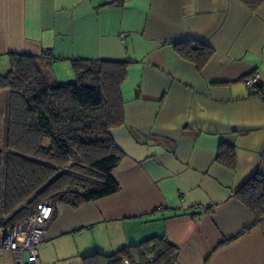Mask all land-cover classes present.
I'll return each instance as SVG.
<instances>
[{
  "label": "crops",
  "instance_id": "0c3cea01",
  "mask_svg": "<svg viewBox=\"0 0 264 264\" xmlns=\"http://www.w3.org/2000/svg\"><path fill=\"white\" fill-rule=\"evenodd\" d=\"M213 49L201 69L174 42ZM51 52L48 57L43 52ZM11 53L42 59L58 83L74 78L71 60L129 62L121 85L126 125L109 133L124 153L112 171L117 192L71 207L57 203L41 264H84L153 236L178 247L174 264H264V220L230 242L254 216L234 191L264 173V3L239 0H0V74ZM41 64V62H40ZM8 89L0 90L4 152ZM233 144L236 170L215 161ZM16 208L7 215V223ZM0 264H14L7 251Z\"/></svg>",
  "mask_w": 264,
  "mask_h": 264
},
{
  "label": "trees",
  "instance_id": "16d2710c",
  "mask_svg": "<svg viewBox=\"0 0 264 264\" xmlns=\"http://www.w3.org/2000/svg\"><path fill=\"white\" fill-rule=\"evenodd\" d=\"M250 10L264 0H239ZM184 60L201 69L213 49L198 41L171 43ZM50 55V54H49ZM10 68L0 74L8 89L4 152L0 146V216L24 219L36 204L50 198L78 207L120 188L112 175L124 153L110 129L126 125L121 85L129 62L109 59L71 60L74 78L58 83L42 68V59L11 53ZM43 56L48 54L43 52ZM41 62V64H40ZM252 94L264 93L260 84ZM215 161L236 170L233 144L221 142ZM254 220L224 245L264 220V173L256 170L233 193ZM178 247L166 236H153L114 253H93L84 264H174Z\"/></svg>",
  "mask_w": 264,
  "mask_h": 264
},
{
  "label": "built area",
  "instance_id": "2783aa9c",
  "mask_svg": "<svg viewBox=\"0 0 264 264\" xmlns=\"http://www.w3.org/2000/svg\"><path fill=\"white\" fill-rule=\"evenodd\" d=\"M45 54H51L49 50ZM259 73L255 72L244 78L246 86L253 91L259 83ZM259 96H261V93ZM257 94V95H258ZM56 203L50 198L36 204L27 217L13 224L7 223V215L0 216V255L11 252L14 264H41L38 246L46 238L49 225L54 217Z\"/></svg>",
  "mask_w": 264,
  "mask_h": 264
},
{
  "label": "rangeland",
  "instance_id": "374dc122",
  "mask_svg": "<svg viewBox=\"0 0 264 264\" xmlns=\"http://www.w3.org/2000/svg\"><path fill=\"white\" fill-rule=\"evenodd\" d=\"M71 79H73V77Z\"/></svg>",
  "mask_w": 264,
  "mask_h": 264
}]
</instances>
